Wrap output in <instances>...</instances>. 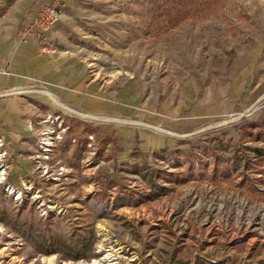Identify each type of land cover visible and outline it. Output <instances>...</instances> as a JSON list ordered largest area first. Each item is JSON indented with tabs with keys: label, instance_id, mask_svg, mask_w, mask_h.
Listing matches in <instances>:
<instances>
[{
	"label": "rangeland",
	"instance_id": "1",
	"mask_svg": "<svg viewBox=\"0 0 264 264\" xmlns=\"http://www.w3.org/2000/svg\"><path fill=\"white\" fill-rule=\"evenodd\" d=\"M65 5L54 41L16 36L78 63L85 88L24 79L34 153L18 170L0 147V264L111 246L115 264H264V0Z\"/></svg>",
	"mask_w": 264,
	"mask_h": 264
},
{
	"label": "crops",
	"instance_id": "2",
	"mask_svg": "<svg viewBox=\"0 0 264 264\" xmlns=\"http://www.w3.org/2000/svg\"><path fill=\"white\" fill-rule=\"evenodd\" d=\"M32 2L33 0H0V138L4 140L11 154L18 155L14 156L18 170L27 162L20 159V155L31 157L34 153L29 151L31 142L28 139H31L32 135L28 131V123L35 112L27 108L22 98L17 95L26 83L24 79L32 75L46 81L51 89L65 82H69L70 86L79 91L85 88L84 79L79 78L78 63L71 62V59L63 62L59 57L47 55L35 41L17 45L16 36L20 28L29 16L35 14ZM53 29L47 33V43L60 35ZM63 66L68 69L65 73L62 72ZM44 92L51 95L49 91ZM52 97L56 99L53 95L49 98L55 103ZM93 105L97 110L98 104ZM78 115H88L89 119L98 121L97 115ZM142 142H145L144 150L149 152L162 149L159 147L163 143H166L163 149H177L174 139L162 141L158 137L144 136Z\"/></svg>",
	"mask_w": 264,
	"mask_h": 264
},
{
	"label": "built area",
	"instance_id": "3",
	"mask_svg": "<svg viewBox=\"0 0 264 264\" xmlns=\"http://www.w3.org/2000/svg\"><path fill=\"white\" fill-rule=\"evenodd\" d=\"M65 0H49L47 3H41L34 9L35 14L29 16L23 23L18 32V39L23 41L25 39H42L45 35L53 29L60 21L65 8ZM4 145L3 139L0 138V147ZM46 151H49L50 143L44 142ZM0 185L5 187L6 190L14 191V188L6 182L5 169L0 170ZM20 194H17V199Z\"/></svg>",
	"mask_w": 264,
	"mask_h": 264
},
{
	"label": "bare ground",
	"instance_id": "4",
	"mask_svg": "<svg viewBox=\"0 0 264 264\" xmlns=\"http://www.w3.org/2000/svg\"><path fill=\"white\" fill-rule=\"evenodd\" d=\"M44 94L51 97V95L47 92H44ZM54 101H55V103L58 102L56 99H54ZM67 110L70 111V109H67ZM81 116H83V118H88L85 115H81ZM49 208H54V207L51 206ZM104 247L105 246H103V245L99 246V248H101V249H104ZM117 250L118 249L114 248L113 246L109 247V249L105 250L106 253H104L100 259L94 260L90 264H115V261L118 259Z\"/></svg>",
	"mask_w": 264,
	"mask_h": 264
},
{
	"label": "trees",
	"instance_id": "5",
	"mask_svg": "<svg viewBox=\"0 0 264 264\" xmlns=\"http://www.w3.org/2000/svg\"><path fill=\"white\" fill-rule=\"evenodd\" d=\"M191 170V169H190Z\"/></svg>",
	"mask_w": 264,
	"mask_h": 264
}]
</instances>
